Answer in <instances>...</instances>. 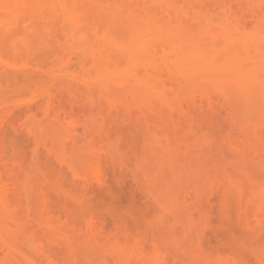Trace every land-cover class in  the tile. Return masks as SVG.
<instances>
[{
  "label": "bare ground",
  "instance_id": "6f19581e",
  "mask_svg": "<svg viewBox=\"0 0 264 264\" xmlns=\"http://www.w3.org/2000/svg\"><path fill=\"white\" fill-rule=\"evenodd\" d=\"M48 17L92 43V71H45L72 94L69 111L37 90L22 116L0 112V264H264V188L241 206L262 238L248 246L252 263L238 250L203 254L192 207L208 176L204 139L224 134L244 163L264 151V0H0V62L7 47L32 50ZM4 123L31 136L29 161L2 138ZM41 155L80 190L58 186ZM125 156L145 212L108 206L107 229L94 211L81 227L54 210L50 188L91 209L104 164L125 166Z\"/></svg>",
  "mask_w": 264,
  "mask_h": 264
},
{
  "label": "rangeland",
  "instance_id": "374dc122",
  "mask_svg": "<svg viewBox=\"0 0 264 264\" xmlns=\"http://www.w3.org/2000/svg\"><path fill=\"white\" fill-rule=\"evenodd\" d=\"M73 36L67 34V27L61 23L60 19L53 17L51 20L48 17L40 25L32 50L26 48L21 54L16 55L10 47L5 49L3 59L6 62L4 64L3 61L0 62L2 64L0 66H5L7 69H0V71L3 72V78L8 82V86L0 91V96L4 98L0 103V112L10 109L22 116L26 107H32V102L37 99L41 100V96L35 97L37 90L46 91L43 96L49 97L53 104L61 101L64 109L69 111L73 100L72 94L68 92L66 85L54 83L45 71L54 73L60 70L71 72L84 69L88 72L92 71L90 69L92 43L82 41L80 34H73ZM77 95L80 94L77 93ZM82 108L83 106L79 104L74 106L76 112H80ZM2 115L0 113V116ZM221 123L228 131L226 117L221 118ZM1 133L9 148L17 149L22 157L29 161L34 144L28 132L19 126L4 123ZM236 135L240 136L239 133L234 132L235 139ZM212 137L203 141L205 146L203 150L206 151L208 156L206 159L209 160H207L209 162L208 176L201 185L200 198L196 199L192 206L198 223L197 230L202 236L201 241L203 240V246L201 242L205 251L203 254L211 253L217 257H224L231 254L233 250H238L248 262L252 263L248 246L257 238H262L260 235L256 237L258 234L244 226L240 220V214L242 203L247 204L254 190L264 188V151L256 154L252 150L254 153L252 152L251 156L255 155L257 159L253 156L252 159L250 158L244 163L241 162L242 159L239 158L235 149L227 144L224 134L215 135L214 133ZM239 139L238 137L237 140ZM247 150L249 153L251 148ZM260 154L261 156L258 157ZM124 158L123 165L125 166L119 168L111 163L104 164L107 186L103 189L94 187L89 190L88 198L91 209L80 210L71 201L60 200L55 189L50 188V194L54 196V210L78 223L81 227L85 226L88 213L94 211L105 219L107 229L112 228L111 220L106 213L108 206H113L122 213L128 209L138 212V214H141L142 211L145 212L144 193L132 176L136 167L129 156ZM40 159L44 165L51 168L53 180L58 183V186L74 192L80 190L79 185L67 169L60 168L57 162H52V160L50 162L44 155H41ZM151 170L147 173L156 174L154 172L157 170ZM239 188H242L244 194L246 193V199H241ZM170 223L172 222L170 221ZM180 235L178 237H182ZM241 243H248L247 248L242 247ZM169 246L171 247V243Z\"/></svg>",
  "mask_w": 264,
  "mask_h": 264
}]
</instances>
